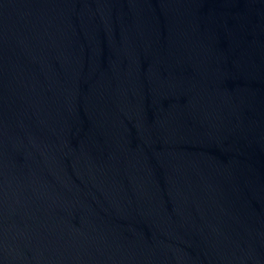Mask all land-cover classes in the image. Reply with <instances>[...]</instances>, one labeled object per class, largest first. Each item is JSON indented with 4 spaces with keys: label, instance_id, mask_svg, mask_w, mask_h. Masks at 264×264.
<instances>
[{
    "label": "water",
    "instance_id": "95a60500",
    "mask_svg": "<svg viewBox=\"0 0 264 264\" xmlns=\"http://www.w3.org/2000/svg\"><path fill=\"white\" fill-rule=\"evenodd\" d=\"M0 264H264V0H0Z\"/></svg>",
    "mask_w": 264,
    "mask_h": 264
}]
</instances>
